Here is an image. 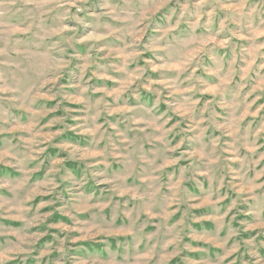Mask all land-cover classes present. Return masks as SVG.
<instances>
[{"label": "rangeland", "instance_id": "obj_1", "mask_svg": "<svg viewBox=\"0 0 264 264\" xmlns=\"http://www.w3.org/2000/svg\"><path fill=\"white\" fill-rule=\"evenodd\" d=\"M0 264H264V0H0Z\"/></svg>", "mask_w": 264, "mask_h": 264}]
</instances>
